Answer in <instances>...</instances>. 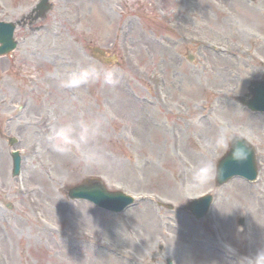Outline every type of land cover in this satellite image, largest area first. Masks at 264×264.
I'll return each instance as SVG.
<instances>
[{"label":"rangeland","instance_id":"1","mask_svg":"<svg viewBox=\"0 0 264 264\" xmlns=\"http://www.w3.org/2000/svg\"><path fill=\"white\" fill-rule=\"evenodd\" d=\"M37 1L0 0V20L29 18L16 28V49L0 57V264H128L129 249L144 264H183L194 246L208 256L192 264H242L264 249V113L246 107L250 83L264 79V0H50L39 17L30 14ZM229 47L244 55L226 72L220 54ZM89 63L115 70L119 84L60 86ZM81 121L94 130L89 142L54 151L53 125ZM225 123L255 148L258 178L191 188L194 169L225 154L210 143ZM12 150L21 156L15 177ZM53 175L57 202L45 193ZM95 178L135 203L111 213L68 198L69 186ZM42 186L40 201L31 188ZM207 193L213 202L196 219L186 204Z\"/></svg>","mask_w":264,"mask_h":264},{"label":"clouds","instance_id":"2","mask_svg":"<svg viewBox=\"0 0 264 264\" xmlns=\"http://www.w3.org/2000/svg\"><path fill=\"white\" fill-rule=\"evenodd\" d=\"M97 81H102L110 87H116L119 84V77L117 72L111 68H101L96 64L89 63L67 74L60 81V86L62 88L77 89ZM93 131V128L83 121L77 124L69 122L53 125L48 139L54 151L67 154L74 150H79L81 146L86 145ZM210 143L214 150H223L225 156H229L235 162H243L247 159V146L233 127L227 123L219 126L217 134ZM91 158L88 153L84 154V159L91 160ZM222 175V168L212 161L206 160L194 169L191 188L202 189L210 180L213 178L218 179ZM242 264H264V249L258 250L249 257H245Z\"/></svg>","mask_w":264,"mask_h":264},{"label":"water","instance_id":"3","mask_svg":"<svg viewBox=\"0 0 264 264\" xmlns=\"http://www.w3.org/2000/svg\"><path fill=\"white\" fill-rule=\"evenodd\" d=\"M46 0H41L36 9L46 10L48 9ZM17 23L0 21V55H4L14 49L16 42L13 38V32ZM93 50H97L94 48ZM102 53V51H100ZM253 87L251 89L253 97L249 101V108L255 110H264V80L253 81ZM242 139V138H241ZM248 149L247 159L243 162H235L229 158V156L223 155V157L217 163V166L223 169V175L220 178H216L218 184H222L228 180L231 176H243L248 180H253L256 177L257 170L254 157V149L242 139ZM12 143L13 140L11 139ZM13 158V175L15 176L19 172L20 168V156L17 151L11 153ZM230 155V154H229ZM70 198H86L94 202L97 206L113 210L120 211L124 207L131 204L133 199L120 191H108L105 186L99 182V180L85 181L78 185L72 186L68 190ZM212 197L210 195H204L200 198H196L189 202L188 208L196 216V218L202 217L211 203Z\"/></svg>","mask_w":264,"mask_h":264},{"label":"bare ground","instance_id":"4","mask_svg":"<svg viewBox=\"0 0 264 264\" xmlns=\"http://www.w3.org/2000/svg\"><path fill=\"white\" fill-rule=\"evenodd\" d=\"M57 22V24H58V21H56ZM125 25V24H124ZM123 27V26H122ZM58 29V28H57ZM47 31V30H46ZM120 34H122V36L124 37L126 34H125V31H122V33H120ZM60 36V35H59ZM212 51H214V53L216 54L217 53V51L215 50V49H212ZM237 55H244L243 53H241V52H239L236 48H234V47H229V48H227V49H224V51L220 54V57L221 56H225V59H223V61L225 62V65H224V70L227 72V70H228V67L231 65V59H234L235 57H237ZM249 58V57H248ZM250 59V58H249ZM257 63H258V60H257ZM230 75H231V73H229L228 74V78L230 79H232V76L230 77ZM2 81V76H0V82ZM170 84H172L173 86H175L176 85V83L174 82V81H172ZM156 87V86H155ZM155 90H156V88H155ZM157 93H158V95L159 94H162V91L159 89V92H158V90H157ZM231 108V113H235L236 112V109L234 108V106H231L230 107ZM236 114V113H235ZM9 121L11 122V119L9 118ZM34 125H36V127H39V129H40V131L42 130V132H44L45 131V125H44V121H43V119H39V120H37V122H35L34 123ZM258 129H260V128H262V127H259V125H258V127H257ZM260 130H262V129H260ZM264 131V130H263ZM186 162H187V160L186 161H184V162H182L181 163V165H185L186 164ZM53 178L55 179V180H50L49 182H47V184L46 185H44L45 186V193L47 194V196H50V198L52 199V201L53 202H57L58 200H59V198L54 194V192H55V190H54V186L57 184V183H59L58 181L60 180V177H58V176H55V175H53ZM62 178V177H61ZM44 186H42L41 188H35V187H32L31 188V191L32 192H35L38 196V200H40V201H42V199L44 198V196H45V194L43 193L44 192ZM37 189H38V192H39V194H38V192H36L37 191ZM43 191V192H42ZM41 193H43V194H41ZM245 196H246V194L245 193H241L240 194V196L239 197H241V198H243V199H245ZM248 200V199H247ZM259 200L260 201H263V197L261 196L260 198H259ZM225 201H226V205L221 201V206H220V209H226V212H228V211H230L229 209H231V208H234V202H233V200H231V199H229V198H226L225 199ZM61 203H63V202H61ZM63 205H65L64 203H63ZM60 206H62V205H60ZM233 211H234V209H233ZM260 218L258 217V219H257V226L258 227H260L261 228V219L259 220ZM48 238H50V237H52V235H51V233H44ZM195 243V242H194ZM194 248L195 249H192V250H188V251H185L184 253V255L185 256H182V257H180V262H182L183 264H192L191 262L193 261V260H195V259H198L197 258V255L198 254H201L203 257H207L208 256V254L207 253H205V252H202L203 250H202V248L201 247H198V246H194ZM222 252L223 251H220V250H218V255L219 256H222ZM136 253H138L136 250H134V249H129V250H126L125 252H122V256H123V258H124V263H128V264H144L143 262H142V259L140 258V256L141 257H143V255H140L139 257H138V255L136 254ZM224 253V252H223ZM214 257L215 258H217L218 259V257L217 256H215L214 255Z\"/></svg>","mask_w":264,"mask_h":264}]
</instances>
